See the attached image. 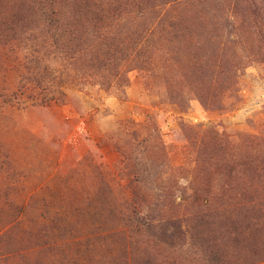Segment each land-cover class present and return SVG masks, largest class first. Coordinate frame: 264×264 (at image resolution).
Here are the masks:
<instances>
[{"label": "rangeland", "instance_id": "rangeland-1", "mask_svg": "<svg viewBox=\"0 0 264 264\" xmlns=\"http://www.w3.org/2000/svg\"><path fill=\"white\" fill-rule=\"evenodd\" d=\"M207 1L217 9L190 16L207 17L201 32L217 36L214 53L234 70L215 107L198 98L190 28L138 52L146 26L130 12L105 62L77 64L39 38L0 36V264H264V0L259 14ZM12 6L0 0V29ZM120 57L118 76L108 68ZM45 65L58 79L42 90L32 76ZM207 182L232 203L181 243L169 247L172 228L157 219L126 222L169 205L158 197L170 192L180 214H201L183 196Z\"/></svg>", "mask_w": 264, "mask_h": 264}, {"label": "trees", "instance_id": "trees-1", "mask_svg": "<svg viewBox=\"0 0 264 264\" xmlns=\"http://www.w3.org/2000/svg\"><path fill=\"white\" fill-rule=\"evenodd\" d=\"M236 1L248 11L259 14L257 0ZM163 8L165 12L162 15L154 16L149 21L151 12H158ZM206 9L215 11L217 8L211 3L208 4L207 0H13L12 12L5 19L6 27L0 29V36L9 35L11 39L20 40L39 38L41 42L54 47L59 55L77 64L82 60L105 62L108 59L107 55L113 52L116 44L117 32L113 28L114 24L127 20L130 12H134V16L131 17L136 20V25L146 26L136 32L135 41L140 45L138 52L143 53L145 44L155 40L156 37L160 40L173 35L179 38L185 34L181 33L184 28H190V32H196L200 36L197 43L201 53L197 58L192 59L189 65V68L196 67L202 76L201 80L197 81L198 98L204 105L215 107L219 105L220 92L224 89V85L229 84L230 72L234 70L229 67L228 61L214 53L217 36L212 33L207 37L201 32V29L207 26V17L190 16V13L195 11L197 14L198 11L204 14ZM258 17L262 18L260 15ZM198 19L200 20L198 26L196 23L188 24L189 21ZM255 25L258 41L264 43V20L258 19ZM123 59L120 57V62L114 60L115 62L112 63L115 64H112L108 70L115 71L119 76V63H122ZM189 68L187 67V72H191ZM222 73L228 76L220 80ZM55 79H58L55 69L46 65L42 67L41 73L32 76V80L42 90H45ZM232 175L233 173L228 176V180ZM209 182L204 190L194 187L188 195L183 196L188 203L201 205L204 208L201 214H180V203L175 202L174 193L170 192L158 197V202L163 201L165 196L170 197L169 205L165 207L158 205L153 210L154 215L147 209L134 210L132 214L127 215L126 222L137 221L138 225L150 224L153 227V219H157V223L162 227L172 228V233L165 231L169 247L181 243L184 238L193 237L195 226L200 224L210 226L212 218L220 215L222 208H228L232 203L233 198L227 195V192L222 190L219 194L214 193ZM212 203H218V206L210 207ZM248 228L249 226L245 230ZM237 231L239 227L236 229L235 226L232 233Z\"/></svg>", "mask_w": 264, "mask_h": 264}]
</instances>
